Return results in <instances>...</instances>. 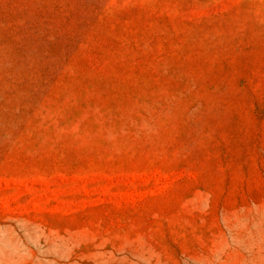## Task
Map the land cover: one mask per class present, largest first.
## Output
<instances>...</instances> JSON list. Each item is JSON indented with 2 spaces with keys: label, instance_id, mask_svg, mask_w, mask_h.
Segmentation results:
<instances>
[{
  "label": "rangeland",
  "instance_id": "374dc122",
  "mask_svg": "<svg viewBox=\"0 0 264 264\" xmlns=\"http://www.w3.org/2000/svg\"><path fill=\"white\" fill-rule=\"evenodd\" d=\"M0 264H264V0H0Z\"/></svg>",
  "mask_w": 264,
  "mask_h": 264
}]
</instances>
